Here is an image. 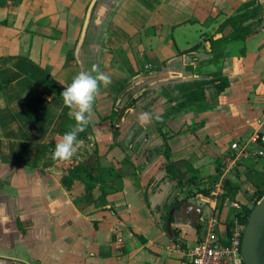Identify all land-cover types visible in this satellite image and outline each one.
<instances>
[{
  "label": "crops",
  "instance_id": "obj_1",
  "mask_svg": "<svg viewBox=\"0 0 264 264\" xmlns=\"http://www.w3.org/2000/svg\"><path fill=\"white\" fill-rule=\"evenodd\" d=\"M246 1L17 0L0 7V264H190L183 251L200 238L198 224L204 235L213 218L225 233L241 206L255 204L251 177L264 178V155L227 174L241 187L222 208L224 196L214 193L224 169L212 180L216 158L226 168L233 143L264 152V25L245 42L227 45L222 70L231 84L223 93L210 90L206 101L184 111L163 93L209 79L216 67L205 63L207 38H221L220 24ZM93 64L111 84L93 106L92 132L70 160H54L52 144L71 111L60 93ZM129 98L137 101L126 111ZM144 112L153 119L142 125ZM164 137L183 189L168 177ZM186 138L184 150L172 144ZM79 162L96 175L104 169L106 209L93 204L100 186L87 192L81 182L63 185ZM192 173L197 185H189ZM200 189L213 191L192 196ZM176 198L183 202L175 208ZM199 199L208 204L196 224L193 208L183 212ZM175 230L184 246L172 238Z\"/></svg>",
  "mask_w": 264,
  "mask_h": 264
},
{
  "label": "trees",
  "instance_id": "obj_2",
  "mask_svg": "<svg viewBox=\"0 0 264 264\" xmlns=\"http://www.w3.org/2000/svg\"><path fill=\"white\" fill-rule=\"evenodd\" d=\"M18 4L17 0H0V7H11L16 6ZM264 25V8L259 0H248L241 4L236 12L220 24L217 33L222 34L221 38H215L214 35L209 36L208 42L210 44L209 53L211 58L206 61V64H211L216 67V70L211 73L209 79H201L195 80L192 82H183L179 84H174L168 87L163 93L168 97L169 101L178 102V107L180 110L184 111L188 106L202 103L208 99L209 91L214 90L215 94L223 93L227 88L230 87L231 81L225 75H223V62L225 58L228 56L227 45L230 43L237 42H245L248 37L257 33ZM200 46H195L194 50H198ZM127 85L124 84L121 88V93L126 95L128 91L126 90ZM136 99L129 98L127 100V104L125 106L126 111L134 108L136 104ZM117 114V113H116ZM122 117V115H121ZM75 125L74 117L71 115H66L62 121V124L59 129L60 134H64L70 130L72 126ZM202 126V124L195 126L193 129H197ZM92 132V127L89 122L86 130L79 134L78 139L82 140L88 136L89 133ZM164 145L166 147L165 155L167 158L166 170L168 177L176 180L181 189L184 188V182L179 177L178 172L175 169L174 163L178 160H172L170 157L171 149L168 141V137H164ZM55 144H52V149L54 151ZM216 176H214L212 180V184L214 185L220 176L223 173V169L225 166V161L220 160V158H216ZM193 168H189V172ZM104 169L101 167L98 168V174H94V172L88 168L83 162L72 164L71 168L68 170V174L64 175L61 178L63 185L71 189L76 182H81L85 185V189L87 192H92L96 187L100 186L102 195L94 201V206L99 209H106V206L110 204L108 197L110 192L106 188L105 184V176ZM252 183L256 187V194L258 195V199L252 207L241 206V211L237 214L238 219L245 223L253 209V207L257 204L258 201L264 196V178L257 174L251 177ZM200 181L198 175L193 174L189 179V185H197ZM225 191L226 194L223 197V200L226 198L235 199L238 191L240 190V183L237 181H233L230 179L225 180ZM120 190L114 189L112 192H118ZM212 189H200L197 192L193 193L192 196H197L202 193L205 196H211ZM183 201L178 200L176 198V204L173 205L178 207ZM223 206H220L222 208ZM232 223L227 227L228 233L230 232ZM198 233L200 234V238L203 236L202 234V225L198 224L196 227ZM174 234L172 238L174 241L180 245L184 246L182 240H180L179 235L180 232L178 230L173 231ZM144 241V238L141 237Z\"/></svg>",
  "mask_w": 264,
  "mask_h": 264
},
{
  "label": "built area",
  "instance_id": "obj_3",
  "mask_svg": "<svg viewBox=\"0 0 264 264\" xmlns=\"http://www.w3.org/2000/svg\"><path fill=\"white\" fill-rule=\"evenodd\" d=\"M231 149L233 154L226 158V168L223 177L215 186V197L225 195V179L227 174L234 171L238 164L252 156H263L262 150L249 147L247 144L235 142ZM245 223L238 217L232 222L230 232H220L217 222L210 218L204 224V235L183 251L189 258L190 264H245L242 256V239Z\"/></svg>",
  "mask_w": 264,
  "mask_h": 264
},
{
  "label": "clouds",
  "instance_id": "obj_4",
  "mask_svg": "<svg viewBox=\"0 0 264 264\" xmlns=\"http://www.w3.org/2000/svg\"><path fill=\"white\" fill-rule=\"evenodd\" d=\"M111 84V77L100 70L98 64H93L89 71H80L71 83L60 93L64 105L70 109L75 125L55 143L53 159L59 161L70 160L83 145L84 141L78 139L90 122L95 101L100 94L101 87L107 88ZM157 121L162 117L156 115ZM153 114L144 112L138 116L141 124L151 122Z\"/></svg>",
  "mask_w": 264,
  "mask_h": 264
},
{
  "label": "water",
  "instance_id": "obj_5",
  "mask_svg": "<svg viewBox=\"0 0 264 264\" xmlns=\"http://www.w3.org/2000/svg\"><path fill=\"white\" fill-rule=\"evenodd\" d=\"M208 200H195L188 203L183 212L185 216L190 209L195 213L193 221L198 224L202 211L206 208ZM204 220V218H201ZM168 233L172 234L171 222H168ZM242 256L245 264H264V196L253 207L247 221L242 239Z\"/></svg>",
  "mask_w": 264,
  "mask_h": 264
},
{
  "label": "rangeland",
  "instance_id": "obj_6",
  "mask_svg": "<svg viewBox=\"0 0 264 264\" xmlns=\"http://www.w3.org/2000/svg\"><path fill=\"white\" fill-rule=\"evenodd\" d=\"M172 144L174 146H176V147L177 146H181V149L184 150L185 148H187L189 142H188V139L187 138H186V142L184 141V139H180V140L177 139V140L173 141ZM180 155H181V153H179L178 151L175 152V156L176 157H180ZM223 203H224V200L223 199L222 200H219L218 207L219 206H223L224 205Z\"/></svg>",
  "mask_w": 264,
  "mask_h": 264
}]
</instances>
